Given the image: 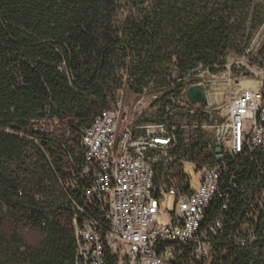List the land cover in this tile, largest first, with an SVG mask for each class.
<instances>
[{"label":"trees","instance_id":"obj_1","mask_svg":"<svg viewBox=\"0 0 264 264\" xmlns=\"http://www.w3.org/2000/svg\"><path fill=\"white\" fill-rule=\"evenodd\" d=\"M146 2L119 24L116 0H0V264H76L71 200L81 185L68 183L79 181L82 130L124 81L136 95L159 94L158 120H171L166 108L183 117L172 97L194 74L247 55L264 21V0ZM252 62L264 70V42ZM53 120L52 132L37 128ZM240 169L239 183L259 174L245 160ZM246 205L231 190L211 264H264V215L246 221ZM245 224L254 239L237 245L230 236L246 238ZM106 261L118 264L108 247ZM171 264L203 263L186 250Z\"/></svg>","mask_w":264,"mask_h":264},{"label":"built area","instance_id":"obj_2","mask_svg":"<svg viewBox=\"0 0 264 264\" xmlns=\"http://www.w3.org/2000/svg\"><path fill=\"white\" fill-rule=\"evenodd\" d=\"M188 86L181 92L183 104L201 107L204 102L190 101ZM126 87L124 81L114 102L81 132L79 181L68 183L81 185L80 200H71L76 264H107V247L119 264H171L186 250L197 262L211 264L231 190L247 202L246 221L256 223L264 215V82L212 108L223 112L219 121L187 115L173 122L143 121L127 111ZM244 160L259 166V174L239 183ZM190 169L198 177L196 187ZM214 208L219 213L209 220ZM241 231L248 236H230L237 245L253 241L249 224Z\"/></svg>","mask_w":264,"mask_h":264},{"label":"rangeland","instance_id":"obj_3","mask_svg":"<svg viewBox=\"0 0 264 264\" xmlns=\"http://www.w3.org/2000/svg\"><path fill=\"white\" fill-rule=\"evenodd\" d=\"M263 0H256L257 3H262ZM118 6L117 20L119 24H123L129 17L136 16L138 12L148 5V2L143 3V0H116ZM264 6V5H263ZM264 42V21L262 26L253 33V38L249 50L245 56L230 55L227 58L225 67L216 74H210L208 71H200L197 76L191 77L188 85L201 84L205 91V101L199 106L185 105L184 99L172 97V102L175 105V110L182 112L184 115L187 112L196 110L205 111L208 113L211 121H219L223 118V112H213L212 108L225 105L235 98L245 87L241 85L243 81H251L256 83L264 82V70L256 63L252 62L256 52ZM152 93L145 92L141 95L134 94L128 87L124 93V100L127 111L130 113L141 114L143 121H156L160 116L158 113L159 105L156 103L158 99L152 97ZM170 112L171 122L178 121L182 117L179 114L173 116V111L170 108L165 109ZM172 114V115H171ZM169 121V118H166ZM169 121V122H170ZM42 126L38 125L37 128ZM49 132L54 129L50 124L43 127ZM188 174L193 176L192 186L198 184V177L194 171L190 169ZM165 218H160L159 222H165ZM119 264V263H118Z\"/></svg>","mask_w":264,"mask_h":264},{"label":"water","instance_id":"obj_4","mask_svg":"<svg viewBox=\"0 0 264 264\" xmlns=\"http://www.w3.org/2000/svg\"><path fill=\"white\" fill-rule=\"evenodd\" d=\"M187 94L192 103H202L205 101V91L201 84H192L187 87ZM220 151L219 148L216 149Z\"/></svg>","mask_w":264,"mask_h":264},{"label":"bare ground","instance_id":"obj_5","mask_svg":"<svg viewBox=\"0 0 264 264\" xmlns=\"http://www.w3.org/2000/svg\"><path fill=\"white\" fill-rule=\"evenodd\" d=\"M241 85L243 86V87H245V88H249V89H254V88H256L257 87V83H256V85L253 83V82H251V81H243V82H241Z\"/></svg>","mask_w":264,"mask_h":264}]
</instances>
